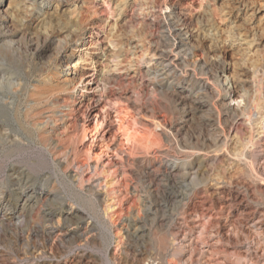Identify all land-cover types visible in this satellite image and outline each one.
<instances>
[{
	"label": "rangeland",
	"instance_id": "rangeland-1",
	"mask_svg": "<svg viewBox=\"0 0 264 264\" xmlns=\"http://www.w3.org/2000/svg\"><path fill=\"white\" fill-rule=\"evenodd\" d=\"M10 1L17 6L13 4L8 8ZM0 2L2 8L8 10V16L15 18V14L16 19H27L35 34L49 30L29 15L31 11L27 6H36L37 19L47 15L54 19L56 25L51 28L52 33L61 38L64 48L51 58L47 68L32 76L26 98L31 99L30 105H33L38 89L53 88L50 98L37 106L45 108L38 119L50 117L51 123L43 124L44 133L50 137L52 145L61 144L60 149L69 146L70 150L75 140L78 160L88 159L91 166L83 173L84 182L77 180L72 184L56 180L53 168L41 162L35 148L14 151L7 158L0 156V183L4 181L7 193L16 191L13 185L16 181L8 176L7 163L12 164L15 171L29 174L35 193H42L40 200L24 214V220L20 218V225H15L14 219L10 223L0 222V264H127L139 250L144 257L154 258L153 264H181L186 257L196 260L201 248L203 255L199 264H264V181L249 178L237 164L223 170L222 156V159L207 157L204 169L205 175L210 177L188 191L172 224L159 229L157 221L151 222L153 214L145 210L142 188L134 187L132 168L121 167L115 175L111 174L113 168H102L101 161L107 160L102 157L94 171V153L99 152V146L94 145L87 151L92 139H82L83 130L93 128L94 114L105 100L117 101L138 113L154 97L138 59L148 38L159 32L163 15L160 10L164 4L168 3L172 9L173 20L185 26L183 32L191 48L190 58L212 60L219 55L223 44L231 45L230 58L238 64H231L229 58L227 73L236 71V77L247 83L248 58L264 57L261 53L264 52V0H37L35 6L28 5V0ZM70 23L77 36L65 44L62 31L70 27ZM253 33L260 34L262 39L252 49L247 47L246 40ZM66 55H72L71 64L61 72ZM20 57L0 47V61L2 59L13 72L21 68ZM26 64H22L25 69ZM248 85L247 94L252 89ZM247 127L243 118L236 120L230 132L232 151L246 141ZM257 129L258 126H253L254 135ZM69 157L74 158L71 151ZM72 165L62 169L73 175L75 167ZM92 184H101L100 193L90 192ZM111 188L114 192H109ZM49 191L51 198L44 200L43 193ZM14 197H7L11 205L15 203ZM49 207L55 210L52 216L44 215ZM65 215L71 218L67 220ZM144 215L148 217L141 220L145 224L143 245L128 247L126 223L130 218L144 219ZM45 230L49 231L48 235ZM188 237L194 248L181 246L180 242L184 244Z\"/></svg>",
	"mask_w": 264,
	"mask_h": 264
},
{
	"label": "bare ground",
	"instance_id": "bare-ground-1",
	"mask_svg": "<svg viewBox=\"0 0 264 264\" xmlns=\"http://www.w3.org/2000/svg\"><path fill=\"white\" fill-rule=\"evenodd\" d=\"M28 1V5H36L37 0ZM13 4L17 6V3L10 1L8 8H12ZM167 4L160 10L163 15L161 23L159 22V32L148 38L138 59L143 75L150 81L154 97L147 102L148 106L138 113L131 112L128 107H122L117 101L112 102L104 98L102 100L105 101L98 111L100 114H94L93 128L82 132V139H92L87 151L94 145H98L100 149L98 153H94V171L102 157L107 159L106 162L101 161L102 168H113L111 174L115 175L121 167L132 168L131 180L134 187L142 188L145 210L153 214L151 222L157 221L159 229L160 226L172 224L174 215L179 212L188 196V191L209 176L205 175L204 169V160L207 157L222 156L225 159L223 170L231 169L237 164L249 178L264 181V57L248 58L249 62L245 65L248 74L246 81L252 89L249 87L251 92L247 94L245 80L236 77V71L227 73L230 70L227 64L231 57V45L223 44L219 55H215L212 60L190 58L192 52L187 38H184L185 26L173 20L172 9ZM35 8L36 6L26 7L31 11L29 15L49 30L45 34H35L27 19H16L15 14V18L8 16V10L3 9L0 2V47L23 57H20L21 68L17 72L9 70L2 59L0 61V156L7 158L14 151L35 148L41 162L53 168L56 180L69 181L72 184L78 180L82 183L85 181L83 173L91 166L88 159L85 162L78 160L76 155L79 150L75 140H72L70 150L69 146H62L63 149H60L61 144L52 145V142H49L50 137L43 130V124L51 123L50 117L47 116L46 120L44 117L38 119L45 108L41 107L40 110L37 106L50 98L53 88L46 86L42 90L38 89L33 105H30L32 100L26 98L32 76L47 68L51 58L57 56L64 48L61 38L52 33L51 28L56 25L52 16L37 19ZM72 26L73 23H70V27L62 31L65 33V44L71 43L75 40L74 36H77L75 29H71ZM259 35L253 33L247 36L250 37L246 40L248 48H256L261 43L262 38ZM247 53L250 55V49ZM71 56H65L63 65H59V71L63 72V69L71 64ZM230 60L231 64H235V59ZM24 62L27 63V69L22 67ZM242 63L245 64L244 61ZM58 64L60 62L57 66ZM232 101L235 103L232 104ZM128 118L131 121L127 120ZM238 118H243L248 124L249 134L241 147L237 149L232 146L237 149L232 151L229 145L232 137L230 132ZM255 125L258 129L254 135ZM69 151L74 157L72 160ZM6 165L9 170L7 175L16 181L13 184L16 185V191L7 193L4 181H1L0 222L7 220L10 223L14 219L13 223L20 225L24 214L26 215L34 203L40 200L42 193H35L34 187L29 183V174L25 171H15L10 163ZM68 165L75 167V174H67L62 169ZM122 175L124 176V172ZM100 185L92 184L90 192L96 195ZM112 191L114 192V188L109 190ZM49 194H52L51 191L43 193L44 200L49 199ZM11 195H15L14 205H11L7 198ZM54 212V208L49 207L44 215L52 216ZM147 217L128 219V247L132 244L139 247L143 245L141 238L145 224L141 220L145 221ZM64 218L69 220L71 216L65 215ZM43 232L49 234V231ZM180 243L181 246L194 248L189 237L184 244ZM142 253L139 250L138 257L133 253L132 258L126 261L127 264H153L154 258L144 257ZM202 255L201 248L196 260L191 261L190 257H186L181 264H199Z\"/></svg>",
	"mask_w": 264,
	"mask_h": 264
}]
</instances>
